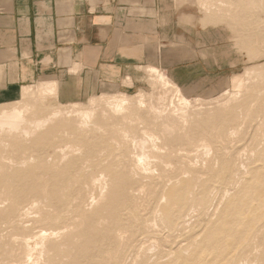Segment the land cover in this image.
I'll use <instances>...</instances> for the list:
<instances>
[{"label": "bare ground", "instance_id": "obj_1", "mask_svg": "<svg viewBox=\"0 0 264 264\" xmlns=\"http://www.w3.org/2000/svg\"><path fill=\"white\" fill-rule=\"evenodd\" d=\"M187 1L188 2L190 1L192 3L196 2L200 6V8L203 10V12H209L211 10L213 11V9H216L215 8L216 5H217L216 7L219 6L218 8L221 9L220 5H223V4H221V3H223V1L221 3H219L221 0H187ZM214 1H216V2L219 1V2L216 3ZM241 1L244 3L245 9H248V10L251 9L252 11H254L255 8L258 9L257 7L260 3L259 2L260 0H241ZM262 3H263V1H262ZM225 5H226V3H225ZM211 6L213 7V9L211 8ZM240 8H238V9H240ZM226 10L230 11L229 8ZM221 11H222V9H221ZM252 11H251V15H253L254 19H256L255 18L256 14L255 13L252 14ZM212 13H214V12H212ZM212 13H210L211 15H209L207 13L209 15L207 17H210V16L214 17L215 15H217V13H214L213 15H212ZM204 14H206V13H204ZM234 14H235V12H234ZM235 15H237V14H235ZM238 15H239V13H238ZM253 16H252V18H253ZM213 17H211V18H213ZM246 17H248V14ZM180 18H182V17H180ZM235 19H237V18H235ZM243 19L244 18H242V21H245ZM218 20H221V19H218ZM237 21H238V19H237ZM242 21H239V22H242ZM256 22H259V21H257V19H256ZM256 22H255V24H256ZM262 22L260 23L261 25H262ZM242 23H244V22H242ZM246 24H247V20H246ZM238 25H239V23H238ZM244 25H245V23H244ZM245 26L247 28L248 25H245ZM243 27H242V29H244ZM258 27H259V25L257 26V28ZM246 28H245V32L248 30V29L246 30ZM249 30H250V28H249ZM253 30L254 29H252V27H251V31H253ZM249 32L250 31H247L246 34H248ZM255 32L256 33H254L255 34L254 36L258 39L261 35V32H257L256 29H255ZM178 35H179V37L175 36V38H174L175 40L173 41L174 43L173 42H171V43H173V44L177 43L180 45L183 44L184 36H182L181 33ZM261 36H262L261 40H259V39L258 40L263 43L264 42V32H262ZM251 38L253 39L254 37H251ZM241 41H242V39H241ZM246 42H245V44L248 43V42L247 43ZM255 44H257V43H255ZM158 46L155 47V51H154V55L157 57L158 62L162 63L163 65L169 64L170 62L168 60H166V56H165L166 52L163 49H160ZM249 47H250V45H249ZM247 50L248 49H246V51ZM249 50L252 51V47H250ZM262 50H264V46H263ZM251 51L249 53H253ZM258 55H260V54H258ZM254 57H256V55ZM249 60H247V61H249ZM252 64L253 63H251V65ZM256 64L258 65L259 63H256ZM261 64H263V63H260V65ZM135 67H137V69H141V71L144 70V72L147 73V75L151 78V81L153 80V82H150L151 88L155 84L159 85L158 87L154 86V88H159V90L157 89L158 91H160V89L162 88V90H161L162 92L161 91L158 92L156 90L158 93L157 97H156L155 89L153 88L155 92L152 89V91L155 93L154 98H156V102L159 105H155V103L152 101V99H151V95L153 96L152 92L149 95V94H146L143 92L136 91L137 93H135L133 96L132 95L127 96L128 94L127 95L124 94L125 92L124 93H118L119 92L118 91V92L112 93V94H101V92H100L97 96L95 94H92L89 97H87V99H85V100L72 101V102H69L67 104L62 105L63 107H59L58 103H56L57 104L56 105L51 100L52 104L57 106V107L52 108L51 107L52 105L48 106V104H46V102L49 99H53V98H55V100H57V97H56L57 92L56 91H57V86H58V80L51 75L34 79L29 84L23 85V87H21L22 89L20 92L21 93L20 94L21 100H19V99L16 101L14 100V102L11 104L8 102L10 105H6V106H5L6 103L4 104V106H2L3 103H1L2 105L0 106V170L3 171L4 168L1 169V167H4V165L7 164L5 162L9 163L10 161H13L15 159V158L14 159L10 158L11 160L9 159V157L7 156V153H9L8 151L15 153L14 157L16 155V159H17L16 153H18V154L19 153H24V154L26 153V148L24 146L27 147V145H28L27 139L30 141L29 142V144H30L29 151H31L32 153H34L36 155V157H35L32 154V155H30V157L26 158L27 156H24L23 154L22 155L19 154L20 157H18V159L21 158V160L16 162L15 165H17V163H18V165L20 164V166H21V164H24V165L28 164L26 166H28L29 168L25 167V169H24L23 167L20 168V166L19 167L16 166L15 167L16 170H14L13 173H11V174L8 173L7 176H5V174L0 176V184L3 185V186L0 185V187L2 186L4 188H6V191H7L8 187L10 188L12 185H14V188H15L17 194H19L18 196H22V195H25L28 193H34L33 195L35 196L34 198L27 200L25 204H23L24 203V201H23V203H22L23 205L19 204L20 201L18 203L15 202L14 204L12 203L13 201H11L12 204L10 203L11 205H9L8 208H4L3 209L4 212H1L3 218H5L6 212H7L8 216H15V217L18 216L17 217L18 218V225H19V227L21 226V228H22L21 229L22 232L18 234V236L21 238L22 241H21V246H20L21 252L18 256V263L17 264H34V263L38 262L39 259L41 258V256H43V254H47V252H49V248L47 247V243L51 239H53L57 234H63L64 231H66V228H64V231H62V230L56 231L54 228L48 229L47 227H46L47 229H43L44 226H42V225H41V227H42L41 229H39L40 226L38 225L39 226V228H38L39 230L37 229L38 231H36V230L32 231L33 227H31L30 232H26L24 230L23 227H26L25 226L26 223H28L30 221L32 222V220L35 221L33 219L34 216L32 217V220L30 218L31 212H36V214H39L37 216L35 213H33L37 216V217L35 216L36 221L37 222L40 221V224H43L42 222L44 221V218H42L41 217L42 215H40V214L43 212V213L49 215V211H44L42 209L43 206L41 205V199H43V198L48 199L52 203L53 207L50 206V204L48 203L49 201H48L47 203L49 204V206L51 208H55L54 210L53 209L51 210V211H55L54 212L55 216H53V217H56V218L59 217L62 209L60 210V207L58 205L60 204V206L62 208L64 206V204L62 202L63 198H60L63 195L61 193V191L62 190L64 191V189H65V188L63 189V187L65 186V184H63V183L68 182V180L70 178V177L67 178V176H69V175H66V179H64L65 182H62V175H63L62 173L70 174L69 172H71V173L77 172L73 177H75V179H76V177H77V179H79V175H80V177H82L81 173L85 174V171H89V168L87 169V167L93 166L90 164L91 162H89L90 159L93 160V158H95L96 156L105 158L104 155H106L105 153L107 151H109L111 153L112 152H118V153L120 152V153L116 156L113 155L115 158H111L110 160L105 161L106 163L99 164V165H101L100 168L97 165L99 169L96 168L97 166L95 167V164H94L95 168L92 167V170L90 169L91 171H89L90 174H88V177H89L88 179H91L90 181L93 184L92 186H95V188L97 187L96 191H98L97 192L98 194H96L94 192L95 195L97 196V198L95 197L96 198V200H95V198L93 197L89 201V205L92 206V205H95L96 203H98L99 201H101V202H99V203H101L100 205L103 206V208L105 207L104 208L105 210H106V208L109 209L108 210L109 212L107 211L106 214H108V213L110 214V219H109L108 224L106 225L107 228L100 230L97 233V236L95 235L96 233L95 234L93 233L94 235L92 234V238L87 235L88 237L91 238L90 241H92V239L94 240L93 236L98 238V234H99V238L102 241L101 243L104 242L107 245L106 250H111L110 252H112V250L117 248L118 244H120V241L129 232L130 235L134 238V244H132V248H131L132 255L138 256L139 254L140 255L142 254V256L143 255L147 256V260L145 258L146 261H144L143 264H264V146L262 149L260 148L258 150L254 149V147L250 149V151L253 149L256 150L255 153H253L254 158L251 161H248V159H247V161H241L240 160L241 155L239 152L241 150V147H240V149H237V147H235L236 151L234 153H232L231 155L233 156V154L236 153L235 158L238 159V163H237L238 173L236 175H239L238 178L241 177V175H243V174H241V173H243V171L239 172L240 167L246 168L248 166L250 168L251 175L244 181L241 188L229 197L228 201L224 205H222L220 207V209L218 207L219 203L216 204L214 202L215 204H212L213 203L212 202L211 204L213 205V210L209 215L206 214L207 218H204V220H198L197 219L198 214L197 215H195V214L197 213V210L199 208H201L202 206L204 208H206V206L207 207L209 206L207 204L208 203L207 202L208 197H202L199 199L196 198V192L194 190L197 186L195 185L196 187L193 188L194 179L189 180L187 178L188 175L191 176V174H192V173H190L191 171L190 172L188 171L187 167H186V169L190 174H187V176L185 175L186 179H182V178L180 179V178H178L179 177L178 176L177 179H179V180L175 181L176 179L173 180L172 178H174V177H171L173 182L170 180V183L171 182L172 183L169 186H167L165 184L166 185L165 187H167V188L163 192H162L163 188L160 190L162 192L160 199H159L160 196L157 195V192L154 194V191L152 188L153 196L155 195L154 197H156V195H157L158 197H156V199L157 200L159 199L156 203L154 202L156 204L157 211L159 212L158 213L159 214L158 215L159 220L156 218L158 220L157 221L158 223L154 222L155 218L153 219L154 221H152V218L151 219L148 218L149 216H146L144 212L142 213L141 211H139V209H138L139 206H137V204H136L139 200L138 198L143 197L145 193L147 194V197L152 198V194H150L147 189H145V190H147V192H145L142 196H140L141 193L143 192V191L141 192V187H140V186H143L142 185L143 183L140 184L141 183L140 180H142V178H143V180H144V178H150L151 176L156 174L155 173L156 169L158 170L160 168V171H161L160 173H163L166 170H168V171L170 170L168 168H171L170 167L171 166L170 164L172 163L171 156L173 155V152L177 148L176 145L174 144L176 147L174 149V147H172L173 144L170 145L171 143H169L171 140V135L174 131L178 133L176 128H178V126L180 124H181V127L179 126V129L180 128L182 129V124L185 123V120L188 118L187 116L189 115V114L187 115V113L189 112V111L187 112V110L191 109L190 107L193 106L194 103L198 102L199 104L210 105L209 107H207L208 112L212 116V119L215 121V123H216V121H226V124L230 123L231 125L229 124L228 128L226 126L227 130L225 131L226 133L224 132L225 133L224 139L221 137L222 135H224V133H221L222 135L219 133V132H221L220 127H222L223 125H220V126L216 125L217 126L216 129L217 130L219 129V132L218 131L215 132L216 130L214 132H215V134L219 133L220 135H218V140L215 141V143L210 142L212 140L214 141V139H213L214 137L211 138L210 141L208 140V138H206V135H208V134H206L207 131H205L204 133L206 135L200 136V138L197 140L195 146H194V144H191V146L188 144L190 142L191 138H190L189 142H187L188 140L184 141V143L187 142V144L182 143V145H184L186 148L192 147V145H193L195 147L193 149V151L195 150L194 156L195 157L199 156L202 159V163H203V161L206 162V161H208V159L212 158L211 156L213 154L215 156L213 157L214 159H212V160H214V161L217 160L218 159V153L221 151H224L225 155H226V153L228 152L227 151L228 142H231V144L230 143L229 144L232 147V141H234L236 138L239 139L241 137V136L239 137V135L241 132H243L242 128H244L243 126H245V124L247 123L246 119H245V115L244 116L242 115L243 116L242 117L239 115L241 113L240 112L237 113L238 111H236L238 109L240 110V108L236 107L237 109H235L233 104H236L238 102L237 98L239 96L242 97L240 95L241 93L247 92L245 90H246L247 86L250 85V84H248V82L251 79H255V81H256L257 80L256 77H259L257 75L258 74L260 75L262 73L260 72V70H257L254 65L250 66V64H249V66H246V65L242 66V68L240 70L232 71L229 76L223 78L219 82V84L216 86V88L214 89V92H212L210 95L205 94V93H201V94H198L196 97H194L192 100L188 96V94L190 92L188 85L178 84L177 83V77L175 75H172V76L168 75V74H167V76L164 75L162 67L158 66L157 64L147 62L144 64H137ZM77 69H78V67H77ZM78 71L76 70L77 73H78ZM76 72H74V73H76ZM263 74H264V72H263ZM253 76L254 77L256 76V77L254 78ZM260 77H261V75H260ZM262 78L264 79V76H262ZM122 80H124L125 82L121 81L120 88L125 87L124 83H126L127 80H128L127 82L130 83L128 85H131L133 78L129 75V73H127L122 78ZM252 81L253 80H251L250 82L252 83ZM261 81H263V80H261ZM151 83H153L154 85L152 86ZM160 86H161V88H160ZM250 87H252L254 89L253 86H250ZM138 90H139V88H138ZM251 91H256V90H251ZM251 91H248V93H250ZM258 91H259V89H258ZM262 91H263V89H262ZM260 93H262V92H260ZM260 93H258V94H260ZM213 94H217V95L213 96ZM251 94H253V93H251ZM46 99H48V100H46ZM250 100H251V98H250ZM250 100H249V104H251ZM192 102H194V103H192ZM199 104H197V105L199 106ZM229 104H231V105L229 106ZM247 104H248V102H247ZM254 104L256 105V103H254ZM163 105H164V107H162ZM239 105H241L240 102H239L238 106ZM244 105H245V103H244ZM255 105H254V107H256L258 105V102H257V105L256 106ZM202 106L206 107L205 105H202ZM245 106L247 107L248 105H245ZM49 107H51V108H49ZM195 107H197V106H195ZM228 107H229V112H227V110H226V109H228ZM244 107H242V108H244ZM251 107H252V104H251L250 108ZM257 107H259V106H257ZM262 107H264V105H262ZM247 108H249V106ZM200 109H202V108H200ZM255 109L257 111L260 108H258V109L255 108ZM261 110H259V112L262 113ZM191 111H193V110H191ZM246 111L244 110L245 114H246ZM242 112H243V110H242ZM248 114H250V112ZM150 115H151V120L149 121L148 118H150ZM113 117H115L114 119H116V121L111 124V123H109V120H111V118H113ZM247 117L249 119V116H246V118ZM250 117H251V115H250ZM263 118H264V114L261 115L260 122H258V125L256 123L255 124L257 126H259V124L264 121V120H262ZM188 120H189V118H188ZM247 121H249V120H247ZM212 122L213 121H210V122L207 121V126L209 128H210V126H211V128H213L212 126L214 124ZM202 123H203V121H202ZM211 124H213V125H211ZM223 124L225 125L224 122H223ZM253 124H254V122H253ZM108 125H111V127ZM183 125H188V124L186 123ZM207 126H206V122H205V126L203 128L205 129V127H207ZM183 128H184V126H183ZM112 129H113V131H111ZM136 129H138V130L141 129L140 130L141 131L140 132L141 133L140 138L137 137V135H136L138 133V132L136 133V131H138ZM206 130H208V129H206ZM261 130H262L261 131L262 137L264 138V129H261ZM95 131H96V133H94ZM101 131H104L105 133H101ZM212 131H213V129H212ZM253 131H255V130H253ZM65 133H69L70 135H72L73 140L64 142V144L60 145L61 143L58 142V139L62 138ZM179 133H181V132H179ZM210 133H212V132L210 131ZM69 134H67V135H69ZM89 134H91V137L89 136ZM93 134L94 135L99 134V135L92 137ZM212 134L209 136H212ZM169 135H170V138H169ZM242 135H243V133H242ZM257 135H259V134H257ZM22 136L26 137L25 140L27 141V143H26L27 145L23 144L24 140L21 142ZM174 136H176V138L175 137H172V138H175V139L178 138V141H179V135L175 134ZM216 136H217V134H216ZM187 137L189 138L188 134H187ZM246 138L248 139L249 137H244L243 139H246ZM181 139H180V141H181ZM209 139H210V137H209ZM243 139L241 137V140L239 139L240 142H242ZM247 139L245 142H247ZM223 140H225L224 141L225 143L223 142ZM172 141L174 142V140H172ZM178 141H175V143L176 142L178 143ZM182 141H183V139H182ZM195 141H196V139H195ZM181 142H180V145H181ZM192 142H194V141L192 140L190 143H192ZM226 142H227V144H226ZM237 142L235 140L236 145L235 144H233V145L237 146ZM168 143L170 145L169 148H167ZM247 143H246V148L249 149V147H247V146H250L249 145L250 143H248V145H247ZM253 143H251V145H253ZM164 144H167L166 148H165ZM225 144H226V146H225ZM263 144H264V142H263ZM242 145H240V143H239L238 147L242 146ZM243 146H245V145H243ZM178 147H179V145H178ZM181 147H179V148H180V150L183 151L184 149H182ZM121 148H123V149H121ZM107 149H109V150H107ZM232 149H229V151H232ZM242 149H244V148H242ZM50 150L52 153H54L55 156L54 155L53 156L55 158H58L55 161L61 162L60 160L65 159V160H63L64 162L66 161L65 165H64L65 167H61V169H59L57 167H54V165H58L60 163L55 164L53 162H50V161L47 162L48 160L47 161L45 160L47 158H44L43 156L45 153H47V152L49 153ZM191 150H192V148H191ZM233 150H235V149H233ZM244 150L247 151V149H244ZM6 151H7V153H6ZM242 151L243 150H241V153L243 156ZM250 151H248L247 153H249ZM51 152H50V154L52 155ZM176 152H177V150H176ZM184 152L189 154L190 151H189V149H185ZM251 152H250V155H251ZM122 153H123V156H122ZM180 153H181V151H180ZM180 153H179V155H180ZM176 154L177 153H175L174 156ZM188 154H186V156ZM124 155H125V157H124ZM21 156H23V157H21ZM174 156H172V157L175 160L177 155L175 157ZM221 156H222V160L218 159L222 165V168L219 167V168H221V170H220L221 172L218 170L219 174H220V176L218 174V176H219L218 179H219V183H224V181H227L229 179V176L232 177L233 172H236V171H234L233 170L234 168L231 166L232 162H231V159H229L230 156H227V155L224 156V158H226V159L223 158V155H221ZM232 156L230 158H232V161H233L234 156L233 157ZM109 157H110V155H109ZM244 157H246V156H244ZM48 158H51L50 155ZM181 158H183V157L179 156L178 159H181ZM5 159L6 160L9 159V161H6ZM84 159H85V161H84ZM4 160H5V162H4ZM176 160H177V158H176ZM194 160H195V158H194ZM86 161H88L89 163H87ZM13 162H12V164L11 163L10 164L14 166ZM93 162H94V160H93ZM175 162L177 164V161H175ZM184 162H182V163L184 164ZM192 162H195V164H196V161H192ZM212 162H209V163H206L203 165L206 166L208 164V166H209L210 163L211 164L214 163V162L213 163ZM216 163H217V161H216ZM216 163H215V165H217ZM10 164H9V166H10ZM190 164L192 165V163H190ZM174 165L175 164L172 163V166H174ZM191 165L189 166V163H188L189 168H191ZM232 165H233V163H232ZM184 166H186V165L185 164L181 165L182 169L185 168ZM196 166H198V165H196ZM157 167H159V168H157ZM176 167L174 169H176V171H178L177 169H179V168H176ZM215 167H217V168H215ZM192 168H195V167L192 165ZM212 168H214L216 171V169H218V166H214ZM212 168H209V174L211 175V177L215 176L212 174V170H214ZM201 169H202V171H201ZM201 169H199V170L201 172H204L205 168L202 167ZM206 169H208V168H206ZM2 171H0V172L3 173ZM168 171L166 173H169ZM176 171H174V172L176 173ZM187 171H185V172H187ZM207 172L205 173L206 175H208ZM245 172L247 173L246 170H245ZM197 173H198V170H197ZM197 173H196V175H193L194 174L193 173L192 176H195L194 178H196V176L199 174V173L198 174ZM170 174H173V173L170 172ZM183 174H184V172H183ZM37 175H39V176L47 175L48 180H49V178L51 179L49 182H48V180L46 181L47 184L48 185L50 184L51 186H53V187L50 186L51 187L50 190L48 192H46L45 194H43L44 195L43 197L41 196V194L44 192L46 187H44L45 186L44 185L43 187L45 189L42 192L40 191V190H42L40 188L41 183L38 182L39 177H37ZM159 175H162V174H159ZM180 175H181V173H180ZM47 176H45L46 179H47ZM83 176H85L87 178L86 175H83ZM167 176H169V175H167ZM42 177L40 178L41 182L44 180ZM234 177L236 178V176H234ZM243 177L244 176H242V178ZM152 178H151V180H152ZM154 178H155V176H154ZM156 178H157V176H156ZM159 178H161V177L159 176ZM167 178L169 179L170 176ZM197 178H199V177H197ZM202 178H203V176L200 179H202ZM77 179L74 180L75 182H78V185H76L77 183H74L76 185V187L73 186V183H71L72 186L70 184L69 185L71 187H74V189L72 188L73 190L76 189L75 191L79 192L81 190V187H78V186H81V183H83V182L81 181V179L79 181ZM211 179L212 178H207L205 180L203 179L204 180L203 185L207 182L209 183V181H211ZM234 179H233V181H234ZM240 180L241 179H239V181ZM74 181L72 180L71 182H74ZM148 181L150 182V180H148ZM165 181H167V180H164V182ZM87 182L89 183V181H87ZM197 182H200V181H197ZM241 182H242V180H241ZM85 184H86V182H85ZM150 184H151V182H150ZM168 184H169V182H168ZM215 184H218V183H215ZM42 185H43V183H42ZM48 185H46V186H48ZM151 185L155 186L153 184H151ZM230 185H233V184H230ZM71 187H70V189H71ZM139 187H140V189H138ZM228 187H226V188H228ZM66 188H68V187H66ZM147 188H148V186H147ZM93 189H94V187H93ZM219 189H221V191H222V188H219ZM235 189L236 188H234L233 190H235ZM199 190H200V188H199ZM215 190H216V188H215ZM227 190L229 191V189H227ZM6 191L4 190L3 194H5ZM149 191H150V189H149ZM156 191H158V189ZM160 191H158V192L160 193ZM219 191L220 190H218V192ZM0 192L2 194L3 190H1ZM66 192H67V190H66ZM73 192L74 191H72V194H73ZM222 192H224V191H222ZM225 192H226V190H225ZM230 192H232V191H230ZM74 193H76V192H74ZM148 193H149V195H148ZM211 193H209V194H211ZM14 194H12V195H14ZM138 194H140V195H138ZM197 194H199L198 196H203V194L200 191L197 192ZM10 195H9V191H8V193L6 194V197H8V199H9ZM69 195H71V193L68 194L67 196H69ZM18 196L15 195L14 198L16 200H18L19 199ZM220 196H221V194H220ZM154 197H153V199H154ZM150 198H149V200H150ZM15 199H14V201H16ZM20 199H21V197H20ZM145 199H146V197H145ZM205 199H207V200H205ZM140 202H139V204H140ZM143 202H145V201H143ZM210 202H211V200H210ZM100 205H98V206H100ZM57 207L59 210H57ZM92 208L93 207H91V209ZM85 210H87V209H85ZM99 210H100V208H99ZM94 211L97 213L96 210H94ZM195 211H196V213H195ZM148 212H149V210H148ZM201 212L198 211L199 214ZM50 214H51V212H50ZM97 214H99V213H97ZM102 214L100 213V215L104 216L105 213H102ZM136 215H138L139 218H137ZM127 216H131L130 221L128 223L124 222L125 219H127ZM135 217L138 219V221L134 220ZM145 217H147V218H145ZM151 217H153V216L151 215ZM99 218H101V217H99V216H97V217L96 216H87L85 218L87 224L86 223L85 224L83 223V224L88 225L89 228L93 230L96 227ZM53 220H55V219L53 218ZM76 224H77V222H76ZM102 225H104V224H102ZM126 226H129L130 228H128ZM98 227H100V226H98ZM85 228H86V226L83 227V230H87L88 232L89 231L92 232V230H89L88 228L85 229ZM34 229H35V227H34ZM94 230H97V229H94ZM87 231H85V232H87ZM80 234H82V233H80ZM84 234H83V236H86V233H84ZM76 235H77V232H76ZM89 235H90V233H89ZM130 235H128V236H130ZM84 238H83V240H85ZM90 238H86V240L88 241V239H90ZM99 238L97 239L98 241L100 240ZM127 238H129V240H130V237H127ZM169 239H173V241H170ZM83 240L81 242H83ZM132 240L133 239H131V241ZM84 242L86 243V241H84ZM89 242L86 244H83L81 247H80V245L82 243L81 244L79 242L75 243V244L79 243L78 245H76L77 247H79L78 250L80 249V250L84 251L85 249H89V251L84 255L85 257L81 256L83 251H81V253L79 252L80 254H78V252L76 250V254H78V255H76L77 260L75 259V261H74L75 264H90V263L93 264L91 262V260L95 261L94 258L96 259L97 257L98 258L101 257L100 254H102L105 247L101 248L100 242L97 243V241H95V242L98 245L100 244L99 245L100 248L97 245H94L93 243H91V244H93V246H92ZM92 242H94V241H92ZM58 243L61 244V242H58ZM105 244H104V246H105ZM124 244H125V242H124ZM53 246H54V244H53ZM57 248H58V246H57ZM56 251H58V249H56ZM85 251H87V250H85ZM113 252L115 253V250ZM114 253L112 254V256H114ZM57 254H59V253H57ZM110 255H111V253H109L108 256H110ZM102 256H104V255L102 254ZM87 257L91 258L90 261L88 260ZM98 258H97V260H98ZM100 259L102 260V258H100ZM108 259H111V258L108 257ZM140 259H138V260H140ZM131 260L132 259H130V264H139V263L135 262V259L132 262H131ZM103 261L105 263L106 260H103ZM139 262H141V261H139ZM96 263L98 264L99 262L97 261ZM12 264H14L13 261H12Z\"/></svg>", "mask_w": 264, "mask_h": 264}, {"label": "rangeland", "instance_id": "obj_2", "mask_svg": "<svg viewBox=\"0 0 264 264\" xmlns=\"http://www.w3.org/2000/svg\"><path fill=\"white\" fill-rule=\"evenodd\" d=\"M166 1V3H165V5H166V7L164 8V9H162V10H160V23H159V18H157L156 20H154V18L153 17H151V20H150V23L148 22V25H146L147 26V28H148V37H146V36H144V40H145V42H147V43H149V45L150 46H152V45H155L156 43H158V42H161V44L163 45V46H165V47H163V48H161V49H163L165 52H166V54H165V56H166V60H168L170 63L169 64H166V65H163L162 63H160L159 62V64H157L158 66H160V67H162V69H163V73H164V75H166L167 76V74L168 75H175L176 77H177V83L178 84H180V85H188V87H189V89H190V92H189V94H188V96H189V98L190 99H192L193 100V98L194 97H196L198 94H201V93H205V94H208V95H210L212 92H214V89L216 88V86L219 84V82L223 79V78H225V77H227V76H229L230 74H231V72L232 71H238V70H240L241 68H242V66H249V64H250V66H252V65H254L255 66V68L257 69V70H260V72L263 74V72H264V50H262L263 49V46H264V42L262 43L261 41H259V40H261V38H262V32H264V0H262L263 1V3H262V1L260 0L259 2V5H258V9H254V11H252L251 9H245V7H244V3L240 0H221L219 3H221L222 1H223V3H221V4H223V5H220L221 6V9H222V11H221V9L220 8H218V7H216L215 6V8L216 9H213V7L211 6V8L213 9V11L211 10V11H209V12H203V10L200 8V6L196 3V2H188L187 0H165ZM237 1V2H236ZM214 2H216V1H214ZM218 2H216V3H218ZM196 3V4H195ZM225 3H226V5H225ZM233 4V5H232ZM236 6H235V5ZM241 4V5H240ZM262 4V5H261ZM241 7H239V6ZM178 6V7H177ZM227 6V7H226ZM261 6V7H260ZM224 7V8H223ZM232 7V8H231ZM229 8V10L230 11H228V10H226V9H228ZM237 8V9H236ZM238 8H240V9H238ZM220 9V10H219ZM225 9V10H224ZM237 11H236V10ZM217 10V11H216ZM219 10V11H218ZM234 10V11H233ZM239 11V12H238ZM250 11V12H249ZM251 11H252V14L253 13H255L254 15H255V18L257 19V21H259V22H256V19H254V16L253 15H251ZM256 11V12H255ZM164 12V13H163ZM212 12H214V13H217V15H215L214 17L213 16H210V17H207V16H209V15H211L210 13H212ZM220 12V13H219ZM222 12V13H221ZM230 12V13H229ZM234 12H235V14H237L238 15V13H239V15L237 16V15H235L234 14ZM248 12V13H247ZM204 13H206V14H204ZM209 15H208V14ZM214 13H212V15L214 14ZM233 14V15H232ZM247 14H248V17H246L247 16ZM173 15L175 16L174 18H173ZM219 15V16H218ZM222 16V17H221ZM235 16V17H234ZM237 16V17H236ZM252 16H253V18H252ZM180 17H182V18H180ZM186 17V18H185ZM211 17H213V18H211ZM250 17V18H249ZM205 20H204V19ZM235 18H237L238 19V21H237V19H235ZM242 18H244L243 20H245V21H242ZM248 18V19H247ZM186 19V20H185ZM189 19V20H188ZM211 19V20H210ZM215 19V20H214ZM218 19H221V20H218ZM180 20V21H179ZM214 20V21H213ZM246 20H247V24H246ZM254 20V21H253ZM239 21H242V22H244L245 23V25H248L247 26V28H246V26L244 25V23H242V22H239ZM263 21V22H262ZM156 22V23H155ZM181 22V23H180ZM239 23V25H238V23ZM251 22V23H250ZM255 22H256V24H255ZM262 22V25L260 24ZM253 23V24H252ZM241 24V25H240ZM252 25V26H251ZM259 25V27L257 28V26ZM158 26H160V28H162L161 26H165V28H166V30H165V34H166V36H165V34H163V33H160V34H158L155 30H156V28L158 27ZM244 26V27H243ZM252 27V29H254L253 31H251V27ZM256 26V27H255ZM242 27L244 28V29H242ZM262 27V28H261ZM245 28H246V30L247 31H250L248 34H246L247 33V31L245 32ZM249 28H250V30H249ZM255 29L257 30V32H261V35H260V37L257 39L254 35V33H256L255 32ZM261 29V30H260ZM181 31V32H180ZM253 32V33H252ZM182 34V36H184V42H183V44H177V43H175V44H173L174 42V38H175V36L176 37H179V35L178 34ZM251 33V34H250ZM167 34H169V35H167ZM246 34V35H245ZM232 35V36H231ZM231 36V37H230ZM249 36V37H248ZM133 37H136V38H138L137 36H135V35H133ZM251 37H254L253 39L251 38ZM245 38V39H244ZM247 38V39H246ZM135 39V38H134ZM241 39H242V41H241ZM250 39V40H249ZM255 39V40H254ZM143 39H140V41H144ZM248 40V41H247ZM252 40V41H251ZM257 40V41H256ZM248 43H247V42ZM171 42H173V43H171ZM245 42L247 43V44H245ZM169 43H170V45H172V46H168L169 45ZM252 43V44H251ZM255 43H257V44H255ZM177 44V45H176ZM250 45V47H252V51L251 50H249L250 49V47H249V45ZM255 44V45H254ZM260 46H259V45ZM252 45V46H251ZM262 45V46H261ZM261 49H259V48ZM171 48V49H170ZM168 49V50H167ZM170 49V50H169ZM246 49H248L247 51H246ZM258 51H257V50ZM256 52H255V51ZM253 52V53H249V52ZM262 51V52H261ZM248 53V54H247ZM256 53V54H255ZM201 54V55H200ZM258 54H260V55H258ZM256 55V57H254ZM258 55V56H257ZM184 56V57H183ZM205 56V57H204ZM254 57V58H253ZM248 58V59H247ZM253 58V59H252ZM250 59V60H249ZM253 61H252V60ZM245 60V61H244ZM247 60H249V61H247ZM174 61H176V63H172V62H174ZM177 63H181L180 65H179V67H177L176 68V70H172V66L174 65V64H177ZM251 63H253L252 65H251ZM256 63H259L258 65L256 64ZM260 63H263V64H261L260 65ZM248 64V65H247ZM257 66V67H256ZM262 70V71H261ZM262 74H260L261 75V77H260V75L258 74L257 76H259V77H256V81H255V79H251V80H253L252 81V83L249 81L248 82V84H250V85H248L247 86V88H246V90L245 91H247V92H243V93H241L240 95L243 97H238L237 98V103L236 104H233V106L235 107V109H237V108H240V110L242 109L243 110V112H242V110L240 111L239 109L238 110H236V111H238L237 113H241V114H239L240 116H244L245 115V119H246V124H245V126H243L244 128H242V131L243 132H241L240 133V135H239V137L241 136L242 137V139L244 138V137H249L248 139H247V142L248 143H250L249 145L250 146H247V147H249V149L248 148H246V143L247 142H245L246 141V139H243V141L242 142H240V140H241V137L239 138V139H235L236 140V142H237V146H235L236 144H235V140L234 141H232V147H231V142H228V144H227V142H226V144H227V153H226V155L227 156H232L231 154L232 153H234L235 151H236V148L235 147H237V149H240V147H241V150H243L242 152H243V156H242V153H241V150L239 151L240 152V157L242 158H240V160L241 161H247V159H248V161H251V160H253V158H254V154L253 153H255V151L256 150H258V149H262L263 148V146H264V144H263V142H264V138L262 137V130L261 129H264V121L262 122V123H260L259 124V126H257L258 125V122H260V118H261V115H263L264 114V107H262V105H264V79L262 78V76H264V74L262 75ZM50 76V75H54V73L53 74H46V75H41V76H39L38 78H40V77H44V76ZM130 75V74H129ZM54 76H56V77H59V79L60 78H63V79H66V74L65 73H59L58 75H54ZM131 76V75H130ZM132 78H133V81L131 82L132 84L131 85H128V84H130V83H128L127 81H126V83H124L125 84V87L123 88V87H121V88H119V89H117L116 91H113V92H109L110 90H107V92L105 93V92H103V93H101V94H112V93H116V92H118V93H124V94H128L127 96H133L135 93H137L136 91H138V92H143V93H146V94H151V92H152V94H153V96L151 95V99H152V101L155 103V105H159L157 102H156V98H154L155 97V93H156V97H157V91L159 90V88H154V86L156 87H158L159 85H157V84H153V83H151V85L153 86L152 88L150 87V82H153V80L151 81V78L147 75V73H145L144 72V70H142L141 71V69H137V67H135L134 68V71H133V76H131ZM254 77V76H253ZM254 77V78H255ZM150 78V79H149ZM261 80H263V81H261ZM61 80V79H60ZM149 82H148V81ZM122 82H125L124 80H122ZM130 82V81H129ZM123 84V83H122ZM121 84V85H122ZM256 85V86H255ZM259 85V86H258ZM250 86H253L254 87V89L252 88V87H250ZM110 89L111 88V86L109 85L106 89ZM138 88H139V90H138ZM155 89V91H154V89ZM160 88H161V86H160ZM252 88V89H251ZM143 89V90H142ZM152 89H153V91L155 92H153L152 91ZM249 89V90H248ZM256 90V91H251V90ZM258 89H259V91H258ZM262 89H263V91H262ZM151 90V91H150ZM162 90V88L160 89V91ZM150 91V92H149ZM160 91H158V92H160ZM248 91H251L250 93H248ZM258 91V92H257ZM162 92V91H161ZM260 92H262V93H260ZM251 93H253V94H251ZM258 93H260V94H258ZM21 94V93H20ZM20 94L16 97V98H13L12 100H9V101H5V102H0V106L2 105L1 103H3V105L2 106H4V104H5V106L6 105H10L11 103H13L14 102V100L16 101V100H21V96H20ZM99 93H97V94H95L96 96L98 95ZM244 96H243V95ZM250 94V95H249ZM57 95V94H56ZM94 95V96H95ZM215 95H217V94H213V96H215ZM57 97V96H56ZM192 97V98H191ZM246 99H245V98ZM242 98V99H241ZM250 98H251V100H250ZM245 99V100H244ZM46 100H48V99H46ZM50 100V101H49ZM47 102H46V104H48V106H51L52 108H54V107H57L56 105V103H58V105H59V107H63L62 105H64V104H67V103H69V102H67V103H64V102H61V101H59V99L57 98V100H55V98H53V99H49ZM54 102V104H56V105H54V104H52V101ZM240 100V101H239ZM249 100L251 101L250 103L252 104V109L250 108V106H251V104H249ZM258 100V101H257ZM12 101V102H11ZM57 101V102H56ZM242 101V102H241ZM260 101V102H259ZM10 104H9V103ZM239 102H240V104L241 105H239L238 106V104H239ZM247 102H248V104H247ZM253 102V103H252ZM257 102H258V105H257ZM61 103V104H60ZM192 103H194V102H192ZM231 103V102H230ZM244 103H245V105H248L249 106V108H247L245 105H244ZM254 103H256V105L257 106H259V107H257ZM262 103V104H261ZM197 104H199L198 102H196V103H194L193 104V106L195 107V106H197V107H193V106H191L190 108L191 109H189V110H187V117L189 118V120H188V118L185 120V123H183V124H188V125H183L182 124V129L180 128L179 129V126L181 127V124L178 126V128H176V130L178 131V133L177 132H173L172 133V135H171V140H170V142L169 143H171L170 145H172V147H174V149H175V153H177L175 156H176V158H177V160H176V158H175V160H174V158L172 157V156H174V152H173V155L171 156V161H172V163L173 164H175L174 166L176 167V168H179V169H177L178 171H176V169H174L175 167L174 166H172V163L170 164L171 166V168H168V169H170L169 171L168 170H166L165 172H163V173H160L161 171H160V168L159 167H157V168H159L157 171L155 170V173L156 174H154L153 176H151L150 178H144V180H143V178H142V180H140V184H142L143 186H140L141 187V195L140 194H138V195H140V196H142L145 192H147V190H148V192L150 193V194H152L153 192H152V188H153V191H154V194L157 192V195H159L160 197H159V199L161 198V193L167 188V187H165L166 185L167 186H169L173 181H172V179L174 180V179H176L175 181H177V180H179V179H177V177L178 178H182V179H186V176H187V174H190V173H194L193 175H196V173H197V170H198V175L196 176V178H194L195 176H192V174H191V176L190 175H188L187 176V178L190 180V179H194V181H193V188H195L196 186V188H195V192H196V198H202V197H208L207 199L209 200H207V199H205V200H207V204L209 205L208 207L206 206V208H204L203 206V208L201 207V208H199L198 210H197V213H196V211H195V215H197V219L198 220H204V218H207L206 217V214L207 215H209L211 212H212V210H213V205L212 204H217V203H219V209H220V207L222 206V205H224L227 201H228V199H229V197L231 196V195H233L235 192H237L240 188H241V186L243 185V183H244V181L251 175V172H250V168H249V166L248 167H240V170H239V172L241 171H243V173H241V174H243V175H241L240 173V175H241V177H239L238 178V176L239 175H236L237 173H238V171H237V163H238V159H236L235 158V155H236V153L235 154H233V156H234V158H233V161H232V158H230L229 157V159H231V162L233 163V165H232V163H231V166L234 168H232L234 171H236V172H233V176L231 177V176H229V179L227 180V181H224V183H219V176H220V174H219V171L221 170V168H222V165H221V163L219 162V160H222V156L221 155H223V158H224V156H226L225 155V152L224 151H221V152H219L218 153V159L217 160H212V159H214L213 157L215 156L214 154L211 156L212 158H210V159H208V161H203V163H202V159L198 156V157H195L194 156V154H195V150L193 151V149L195 148L194 146H195V144H196V142H197V140L200 138V136H202V135H206V134H208V135H206V138H208V140L210 141L211 140V138H213L214 139V141L212 140V141H210V142H213V143H215V141H217L218 140V135H220L221 133H224L226 130H227V128H228V125L230 124V123H228V124H226V121H216V123H215V121L212 119V116L209 114V112H208V108L207 107H209L210 105H208V104H199V106L197 105ZM243 104V105H242ZM256 106V107H254V105ZM61 105V106H60ZM202 105H205L206 107H204V106H202ZM231 104H229V106H230ZM245 106V107H244ZM261 106V107H260ZM51 107H49V108H51ZM162 107H164V105L162 106ZM237 107V108H236ZM242 107H244V108H242ZM254 107V108H253ZM194 108V109H193ZM200 108H202V109H200ZM207 110H206V109ZM255 108H260L259 110H261L262 111V113L261 112H259V110H257L256 111V109ZM250 111H249V110ZM191 110H193V111H191ZM227 110V112H229V107H228V109H226ZM244 110L246 111V114H245V112H244ZM192 112V113H191ZM250 112V114H248ZM250 115H251V117H250ZM242 116V117H243ZM246 116H249V119H248V117L246 118ZM153 117V116H152ZM207 117V118H206ZM253 117V118H252ZM259 117V118H258ZM115 117H113V118H111V120H109V123H113V122H115L116 121V119H114ZM200 118V119H199ZM257 118V119H256ZM113 119V120H112ZM149 119V121L151 120V115H150V118H148ZM147 119V120H148ZM256 119V120H255ZM213 121L212 123L214 124H211V125H213L212 127L213 128H211V126H210V128L207 126V121L208 122H210V121ZM247 120H249V121H247ZM253 120V121H252ZM255 120V121H254ZM262 120H264V118L262 119ZM261 120V121H262ZM112 121V122H111ZM189 121V122H188ZM202 121H203V123H202ZM206 122V126L207 127H205V129L203 128L204 126H205V122ZM195 122V123H194ZM198 122V123H197ZM223 122L225 123V125L223 124ZM253 122H254V124H253ZM218 123V124H217ZM257 125H256V124ZM262 124V125H261ZM190 125V126H189ZM200 125V126H199ZM219 125H223L222 127H220V131L221 132H219V129L217 130L216 128H217V126ZM231 125V124H230ZM254 125V126H253ZM108 126H110L111 127V125H108ZM183 126H184V128H183ZM226 126H227V128H226ZM257 126V127H256ZM263 126V127H262ZM225 127V128H224ZM231 127V126H230ZM254 127V128H253ZM203 128V129H202ZM215 128V129H214ZM250 128V129H249ZM253 128V129H252ZM261 128V129H260ZM206 129H208V130H206ZM210 129V130H209ZM212 129H213V131H212ZM223 129V130H222ZM136 130H138V129H136ZM141 129H139L138 131H136V135H137V137H139L140 138V136H141V131H140ZM203 130V131H202ZM216 130V131H215ZM248 130V131H247ZM253 130H255V131H253ZM111 131H113V129L111 130ZM205 131H207L206 132V134L204 133ZM209 131V132H208ZM210 131L213 133H210ZM219 132V133H216L217 134V136H216V134H215V132ZM223 131V132H222ZM179 132H181V133H179ZM94 133H96V131L94 132ZM101 133H105L104 131H101ZM186 133V134H185ZM210 133V134H209ZM226 133V132H225ZM225 133H224V135H222L221 137L224 139L225 138ZM242 133H243V135H242ZM248 133V134H247ZM253 133V134H252ZM66 134V135H65ZM64 135H63V137L62 138H59L58 139V142L59 143H61L60 145H62V144H64V142H67V141H70V140H73V138H72V135H70L69 133H65ZM67 134H69V135H67ZM175 134H178L179 135V141H178V138L177 139H175L176 138V136H174ZM187 134H188V136H189V138L187 137ZM212 134V136H209V135H211ZM257 134H259V135H257ZM99 135V134H98ZM97 134H93L92 135V137L93 136H98ZM181 135V136H180ZM214 135V136H213ZM252 135V136H251ZM89 136L91 137V134H89ZM203 136V137H204ZM210 137V139H209V137ZM24 137V138H23ZM172 137H175V138H172ZM178 137V136H177ZM197 137V138H196ZM217 137V138H216ZM259 137V138H258ZM25 136H22L21 137V142L23 141V144L24 145H27L26 143H27V141H28V145H27V147L26 146H24L25 148H26V155L24 154V153H19V154H23L24 156H27L26 158H28V157H30V155H34L35 157H36V155L34 154V153H32L31 151H29V147H30V144H29V140L27 139V141L25 140ZM71 138V139H70ZM169 138H170V135H169ZM183 139V141H182V139ZM190 138H191V140H190ZM251 138V139H250ZM253 138V139H252ZM180 139H181V141H180ZM195 139H196V141H195ZM251 141H250V140ZM262 139V140H261ZM172 140H174V142L172 141ZM186 140H188L187 142H189V140H190V142L193 140L194 142H192V143H188L190 146H191V144H194V146L192 145V147H189V148H186L184 145H182V143L183 144H187V142H185L184 143V141H186ZM26 141V142H25ZM175 141H178V143L176 142L175 143ZM225 140H223V142H224ZM250 141V142H249ZM255 141V142H254ZM63 142V143H62ZM180 142H181V145H180ZM255 144H254V143ZM169 143H168V145L167 144H164L165 145V148H166V145H167V148H169ZM225 143V142H224ZM230 143V144H229ZM239 143H240V145H245V146H239L238 147V145H239ZM245 143V144H244ZM248 143H247V145H248ZM251 143H253V145H251ZM176 145V147H175V145ZM226 144H225V146H226ZM233 144H235V145H233ZM178 145H179V147H181L182 149H189V151L191 152H189V154L188 153H186V152H184V150L182 151V150H180V148L178 147ZM188 145V146H189ZM229 147V148H228ZM254 147V149H256V150H251L250 151V149L251 148H253ZM191 148H192V150H191ZM235 149V150H233V149ZM242 148H244V149H247V151H245L244 149H242ZM11 149V148H10ZM121 149H123V148H121ZM229 149H232V151H229ZM107 150H109V149H107ZM176 150H177V152H176ZM29 151V152H28ZM180 151H181V153H180ZM248 151H250L251 152V155H250V152L249 153H247ZM9 153H7V151H6V153H7V156L9 157V159L10 158H12V159H16V155H15V157H14V154L15 153H13V152H10V151H8ZM50 152H51V150L49 151V153L47 152V153H45L44 154V158H47V159H45L47 162H53V163H55V164H57V163H60V164H58V165H54V167H57V168H59V169H61V167H65L64 165H65V162L63 161V160H65V159H62V160H60L61 162H57V161H55V160H57L58 158H55L54 156V153H52V155L50 154ZM106 152V151H105ZM108 152V153H107ZM105 154L106 155H104V157L105 158H102V157H95V158H93V160H94V162H93V160L92 159H90V161L89 162H91L90 164L91 165H93L92 167L93 168H95L97 165L99 166V168H100V166L101 165H99V164H101V163H106L105 161H108V160H110L111 158H115L114 156H116V155H118L119 153L118 152H109V151H107ZM12 153V154H11ZM28 153V154H27ZM124 153V152H123ZM123 153H122V156H123ZM179 153H180V155H179ZM183 153V154H182ZM217 153V152H216ZM246 155H245V154ZM17 154V159H18V157H20V155L18 154V153H16ZM50 155V157L51 158H48L49 157V155ZM186 154H188L187 156H186ZM191 154V155H190ZM221 154V155H220ZM230 154V155H229ZM12 157H11V156ZM19 155V156H18ZM54 155V156H53ZM108 155V156H107ZM109 155H110V157H109ZM114 155V156H113ZM174 156V157H175ZM179 156L181 157H183V158H181V159H178L179 158ZM232 156V157H233ZM244 156H246V157H244ZM21 157H23V156H21ZM124 157H125V155H124ZM55 158V159H54ZM102 158V159H101ZM108 158V159H107ZM194 158H195V160H194ZM197 158V159H196ZM200 158V159H199ZM228 158V157H227ZM9 159H5L6 161H9ZM14 159V160H15ZM13 160V161H10L9 163L8 162H5V160H4V162L5 163H7V164H5L4 165V167H1V169L2 168H4L3 169V171L2 170H0V171H2L3 173H1L0 172V176L1 175H3V174H5V176H7L8 175V173L9 174H11V173H13L14 172V170H16V166L17 167H19L20 166V164L18 165V163H17V165H15L16 164V162H18L19 160H21V158L20 159H18V160ZM39 159V158H38ZM53 159V160H52ZM101 159V160H100ZM106 159V160H105ZM191 159V160H190ZM224 159H226V158H224ZM11 160V159H10ZM97 160V161H96ZM211 160V161H210ZM236 160V161H235ZM84 161H85V159H84ZM96 161V162H95ZM175 161H177V164H176V162ZM184 162V164L186 165V166H184L185 168H183L182 169V167H181V165H184L182 162ZM191 161V162H190ZM192 161H196V164H195V162H192ZM214 163H213V162ZM216 161H217V163H216ZM235 161V162H234ZM12 162L14 163V166L13 165H11L12 164ZM64 162V163H63ZM87 163H89L88 161H86ZM93 162V163H92ZM180 164H179V163ZM209 162H212L213 164H209V166H208V164L205 166V165H203V164H206V163H209ZM220 164H219V163ZM11 163V164H10ZM97 163V164H96ZM187 163V164H186ZM188 163H189V166L191 165L190 163H192V165L195 167V168H192V165H191V168H189V166H188ZM215 163L217 164V165H215ZM9 164H10V166H9ZM94 164H95V167H94ZM201 164V165H200ZM26 165H28V164H21V166H20V168H24L25 169V167L26 168H29L28 166H26ZM196 165H198V166H196ZM200 165V166H199ZM203 165V166H202ZM212 165V166H211ZM6 166V167H5ZM59 166V167H58ZM98 166L96 167V168H98ZM208 166V167H207ZM214 166H218V169H216V171H215V169L214 168H212V167H214ZM236 168H235V167ZM92 167H87V169L89 168V171H91L92 170ZM186 167H187V169H188V171L190 172H188L187 171V169H186ZM202 167H204L205 168V170H204V172H201L202 171V169L201 168ZM219 167H221V168H219ZM15 168V169H14ZM98 168V169H99ZM173 168V169H172ZM181 168V169H180ZM206 168H208V169H206ZM209 168H212V169H214V170H212V174L213 175H215V176H213V177H211V175L209 174ZM215 168H217V167H215ZM10 169V170H9ZM18 169V168H17ZM64 169V168H63ZM91 169V170H90ZM172 169V170H171ZM190 169V170H189ZM196 169V170H195ZM199 169H201V171L199 170ZM247 171V173L245 172V170ZM69 170V169H68ZM184 172V174H183V172ZM193 170V171H192ZM219 170V171H218ZM8 171V172H7ZM89 171H85V174L84 173H81V176L82 177H80V175H79V179H77V177H76V179L79 181L80 179H81V181L83 182V183H81V186H78V187H81V190L78 192V191H75V190H73L74 189V187H76V185H78V182H75L74 180H76L75 179V177H73L77 172H75V173H71V172H69L70 174H64V173H62L61 175H62V182H65L64 181V179H66V175H69V176H67V178H71L74 182H71L72 180L69 178V180H68V182H66V183H63V184H65V186L63 187V189H64V191L62 190L61 191V193L63 194L62 195V197H60V198H63L62 199V202H63V204H64V206H63V208L60 206V204L58 205L59 207H60V210L62 209V211H61V213H60V216L59 217H53V216H55L54 215V212L55 211H51L52 209L54 210L55 208H51V207H53L52 206V203L48 200V199H45V198H43V199H41V205L43 206V210L44 211H49V215H47V214H45V213H41L40 215H42L41 217L42 218H44V221L42 222L43 224H40V221L39 222H37L36 221V217L39 215V214H36V212H31L30 214V218H31V220H32V217H33V219L35 220V221H33L32 220V222L30 221V222H28V223H26L25 224V226L26 227H23L24 228V230L26 231V232H30V229H31V227H33V230L32 231H34V230H36V231H38L39 229H41L42 227H41V225L42 226H44L43 227V229H49V228H54L56 231H64V228H66V231H64V233L63 234H57L53 239H51L48 243H47V247L49 248V252H47V254H43V256H41V258L39 259V261L38 262H36V263H34V264H75V259L77 260V257H76V255H78V254H80L81 253V251H83V250H78V248L79 247H77L76 245H78L82 240H83V238L85 239V240H83V242H81L80 244V247L83 245V244H86V243H88L90 240H91V238H92V234L94 233H96L95 235L97 236V233L100 231V230H103V229H105V228H107V224H108V222H109V219H110V214L108 213V214H106L107 213V211L109 210L108 208H106V210L103 208V206H101L100 204L101 203H99V202H101V201H99L98 203H96L95 205H92V206H90L89 205V201L94 197H96L97 198V196L95 195V193L96 194H98L97 192L98 191H96L97 189V187L95 188V186H92L93 184H92V182L90 181L91 179H88L89 177H88V174H90V172ZM159 171V172H158ZM169 172V173H166V172ZM174 171H176V173L174 172ZM185 171H187V172H185ZM208 173V175H206L205 173L206 172ZM170 172L171 173H173V174H170ZM196 172V173H195ZM221 172V171H220ZM245 172V173H244ZM68 173V172H67ZM80 173V172H79ZM158 173V174H157ZM165 173V174H164ZM180 173H181V175H180ZM186 173V174H185ZM159 174H162V175H159ZM169 175L170 176V178L168 179L167 177H169V176H167V175ZM218 174H219V176H218ZM249 174V175H248ZM65 175V176H64ZM83 175H86L87 176V178L85 177V176H83ZM164 175V176H163ZM173 175V176H172ZM184 177H183V176ZM186 175V176H185ZM43 176V175H42ZM42 176H39V175H37V177H39L38 179L40 180H38V182H40L41 183V186H40V188L42 189V190H40L41 192L45 189L44 187H46V189L44 190V192L41 194V196L43 197L44 195L43 194H45L46 192H48L49 190H50V188L51 187H53V186H51L50 184L48 185L47 184V180H48V176L47 175H44L43 177ZM45 176H47V179H46V177ZM154 176H155V178H154ZM156 176H157V178H156ZM159 176L161 177V178H159ZM176 176V177H175ZM181 176V177H180ZM203 176V178L202 179H200L201 177ZM207 176V177H206ZM234 176H236V178L234 177ZM242 176H244L243 178H242ZM43 178L44 180V182L42 181L41 182V179L40 178ZM45 177V178H44ZM153 177V178H152ZM171 177H174V178H172L171 179ZM197 177H199V178H197ZM74 178V179H73ZM151 178H152V180H151ZM159 178V179H158ZM166 178V179H165ZM207 178H212L211 179V181H209V183L207 182V183H205L204 185H203V182H204V180L205 179H207ZM236 180H235V179ZM245 178V179H244ZM86 179V180H85ZM88 179V180H87ZM163 179V180H162ZM197 181H200V182H197ZM204 179V180H203ZM233 179H234V181H233ZM239 179H241L242 180V182H241V180L239 181ZM244 179V180H243ZM51 179L49 178V180H48V182L50 181ZM85 180V181H84ZM148 180H150V182H151V184H153V185H155V186H152L151 184H150V182L148 181ZM164 180H167V181H165L164 182ZM169 180V181H168ZM170 180L172 181L171 183H170ZM218 180V181H217ZM231 180V181H230ZM238 180V181H237ZM87 181H89V183L87 182ZM144 181V182H143ZM70 182V183H69ZM85 182H86V184H85ZM157 182V183H156ZM168 182H169V184H168ZM197 182V183H196ZM241 182V183H240ZM42 183H43V185H42ZM45 183V184H44ZM71 183H73V186L74 187H71L72 186V184ZM74 183H77L76 185L74 184ZM215 183H218V184H215ZM237 183V184H236ZM71 186H70V185ZM89 184V185H88ZM166 184V185H165ZM215 184V185H214ZM230 184H233V185H230ZM0 185H2V184H0ZM45 185V186H44ZM46 185H48V186H46ZM61 185V184H60ZM59 185V186H60ZM148 186V188H147V186ZM196 185V186H195ZM3 186V185H2ZM1 186V187H2ZM13 186V187H12ZM10 188L8 187L7 188V191H6V188H4V187H0V189L1 190H3V192H2V194H1V192H0V264H12V261H13V263L14 264H17L18 263V256H19V254H20V252H21V238L18 236V234L19 233H21L22 232V228H21V226L19 227V225H18V216L17 217H15V216H8V214H7V212L5 213L6 215H5V218H3L2 217V213L1 212H4L3 211V209L4 208H8V206L9 205H11L12 203L14 204L15 202H19V204H21V205H23V204H25L26 203V201L27 200H29V199H32V198H34L35 196L33 195L34 193H28V194H25V195H22V196H18L19 194H17V192H16V190H15V188H14V185H12ZM44 186V187H43ZM51 186V187H50ZM145 186V187H144ZM151 186V187H150ZM215 186V187H214ZM229 186V187H228ZM16 187V186H15ZM56 187V186H55ZM66 187H68V188H66ZM70 187H71V189H70ZM93 187H94V189H93ZM140 187L138 188V189H140ZM144 187V188H143ZM210 187V188H209ZM222 188V191H224V192H222L221 191V189H219V188ZM226 187H228V188H226ZM158 189V191H160L162 188V192L160 191V193L158 192V191H156L157 189ZM199 188H200V190H199ZM215 188H216V190H215ZM226 188V189H225ZM234 188H236L235 190H233ZM9 189V190H8ZM70 189V190H69ZM145 189H147V190H145ZM149 189H150V191H149ZM212 189V190H211ZM227 189H229V191L227 190ZM0 190V191H1ZM4 190L8 193V191H9V199H8V197H6V192H5V194H3L4 193ZM12 190V191H11ZM66 190H67V192H66ZM197 190V191H196ZM203 194V196H198L199 194H197V192H199V191ZM214 190V191H213ZM218 190H220L219 192H218ZM225 190H226V192H225ZM72 191H74V192H76V193H74L73 192V194H72ZM83 191V192H82ZM207 191V192H206ZM228 191V192H227ZM230 191H232V192H230ZM95 192V193H94ZM212 192V193H211ZM214 192V193H213ZM230 192V193H229ZM15 193V194H14ZM71 193V195H69V196H67L68 194H70ZM93 195H92V194ZM149 193H148V195H149ZM209 193H211V194H209ZM228 193V194H227ZM12 194H14V195H12ZM30 194V195H29ZM90 194V195H89ZM220 194H221V196H220ZM15 195L16 196H18V200H16L14 197H15ZM156 195V197H158ZM209 195V196H208ZM5 196V197H4ZM8 196V195H7ZM76 196V197H75ZM151 196V195H150ZM155 196V195H154ZM153 196V194H152V198H150V197H147V194L145 193L144 194V196L143 197H137L139 200H138V202L136 203L137 204V206H139L138 207V209H139V211H141L142 213L144 212L145 213V215L146 216H149L148 218H152V221H154L153 219L155 218V221L154 222H156V223H158L157 221L159 220L158 218V211H157V207H156V202L159 200H157L156 199V197H154ZM212 196V197H211ZM219 196V197H218ZM20 197H21V199H20ZM145 197H146V199H145ZM153 197H154V199H153ZM96 198H95V200H96ZM148 198V199H147ZM149 198H150V200H149ZM14 199L16 200V201H14ZM154 201H153V200ZM87 200V201H86ZM94 200V201H95ZM156 200V201H155ZM210 200H211V202H210ZM11 201H13L12 203H11ZM23 201H24V203H23ZM45 201V202H44ZM49 201V202H48ZM141 201V202H140ZM143 201H145V202H143ZM44 202V203H43ZM50 204V206H49V204ZM73 202V203H72ZM75 202V203H74ZM139 202H140V204H139ZM147 202V203H146ZM150 202V203H149ZM155 202V203H154ZM213 202V203H212ZM215 202V203H214ZM11 203V204H10ZM23 203V204H22ZM145 203V204H144ZM212 203V204H211ZM87 204V205H86ZM100 205V206H98V205ZM153 204V205H152ZM155 204V205H154ZM206 204V205H207ZM79 205V206H78ZM97 205V206H96ZM69 206V207H68ZM141 206V207H140ZM48 207V208H47ZM74 207V208H73ZM91 207H93L92 209H91ZM72 208V209H71ZM99 208H100V210H99ZM147 208V209H146ZM85 209H87V210H85ZM103 211H102V210ZM203 211H202V210ZM57 210H59L58 209V207H57ZM69 210V211H68ZM94 210H96L97 211V213H99V214H97ZM144 210V211H143ZM148 210H149V212H148ZM206 210V211H205ZM71 211V212H70ZM151 211V212H150ZM198 211H202L200 214L198 213ZM50 212H51V214H50ZM79 212V213H78ZM83 212V213H82ZM109 212V211H108ZM33 213H35V214H33ZM72 213V214H71ZM78 213V214H77ZM85 213V214H84ZM100 213L102 214V213H105L104 214V216H102V215H100ZM155 215H154V214ZM96 214V215H95ZM148 214V215H147ZM82 215V216H81ZM151 215L153 216V217H151ZM36 216V217H35ZM87 216H99V217H101V218H99V220H98V222H97V225H96V227L94 228V229H97V230H92V229H90L89 228V226L88 225H84L85 223H86V217ZM106 216V217H105ZM11 217V218H10ZM14 217V218H13ZM69 217V218H68ZM130 217L131 216H127V219H125V221L124 222H126V223H128L129 221H130ZM136 217L137 218H139L138 217V215H136ZM135 217V218H136ZM53 218L55 219V220H53ZM72 218V219H71ZM108 218V219H107ZM134 218V220H137L138 221V219L136 218L135 219ZM145 218H147V217H145ZM158 220H157V219ZM12 219V220H11ZM46 219V220H45ZM97 219V218H96ZM7 220V221H6ZM49 220V221H48ZM68 220V221H67ZM79 220V221H78ZM107 220V221H106ZM85 221V222H84ZM15 222V223H14ZM55 222V223H54ZM59 222V223H58ZM61 222V223H60ZM76 222H77V224H76ZM106 222V223H105ZM17 223V224H16ZM58 223V224H57ZM84 223V224H83ZM87 224V223H86ZM102 224H104V225H102ZM123 224V223H122ZM2 225V226H1ZM29 225V226H28ZM40 226V228H39V226ZM50 225V226H49ZM59 225V226H58ZM64 226V227H63ZM86 226V228L85 229H89V230H92V232H88L87 230H83V227H85ZM88 226V227H87ZM98 226H100V227H98ZM125 226V225H124ZM3 227V228H2ZM34 227H35V229H34ZM37 227V228H36ZM47 227V228H46ZM75 227V228H74ZM80 227V228H79ZM126 227H128V228H130L129 226H126ZM39 228V229H38ZM193 228V227H192ZM7 229V230H6ZM38 229V230H37ZM85 231H87V232H85ZM66 232V233H65ZM71 232V233H70ZM76 232H77V235H76ZM82 233V234H80V233ZM84 233H86V236H83V234ZM88 233V234H87ZM89 233H90V235H89ZM7 234V235H6ZM71 234V235H70ZM93 234V235H94ZM85 235V234H84ZM90 236V237H88V236ZM128 235H130V233L128 232L127 234H126V236L120 241V244H118V246H117V248L116 249H114L115 250V253L113 252L114 250H112V252H110L111 250H106L107 248H106V244L103 242V243H101L102 241H101V239L99 238V234H98V238L100 239L99 241L97 240L98 238L97 237H95V236H93V238H94V240L92 239V241H94V242H92V241H90L89 243L91 244V243H93L94 245H97L98 247H99V245L101 244V248L102 247H105V249H104V251L102 252V254L104 255V256H102V254H100V258H102V260L100 259V258H98V260H97V258L95 259L94 258V260L96 261H98L99 263L98 264H103L104 263V261L103 260H106L105 261V263L106 264H130V259H132L131 260V262L135 259V262L136 263H139V264H143L144 263V261H146L147 260V256H142V254L140 255H138V256H133L132 255V251H131V248H132V244H134V238L130 235V236H128ZM78 236V237H77ZM81 236V237H80ZM10 237V238H9ZM70 237V238H69ZM75 237V238H74ZM127 237H130V240H129V238H127ZM86 238H90V239H88V241L86 240ZM143 238V237H142ZM73 239V240H72ZM131 239H133L132 241H131ZM66 240V241H65ZM77 240V241H76ZM143 240V239H142ZM170 241H173V239H169ZM3 241V242H2ZM70 241V242H69ZM75 241V242H74ZM84 241H86V243L84 242ZM95 241H97V243H99L100 242V244L98 245ZM58 242H61V244H59ZM76 242H79V243H77V244H75ZM124 242H125V244H124ZM69 243V244H68ZM53 244H54V246H53ZM59 244V245H58ZM63 244V245H62ZM93 244H91L92 246H93ZM104 244H105V246H104ZM57 246H58V248H57ZM72 246V247H71ZM134 246V245H133ZM99 247V248H100ZM75 248V249H74ZM121 248V249H120ZM56 249H58V251H56ZM120 249V250H119ZM129 249V250H128ZM75 250V251H74ZM76 250H77V252H78V254H76ZM85 250H87V251H85ZM84 251H83V255L81 254V256H84L88 251H89V249H85ZM119 250V251H118ZM109 251V252H108ZM80 252V253H79ZM85 252V253H84ZM107 252V253H106ZM57 253H59V254H57ZM68 253V254H67ZM109 253H111V255L110 256H108L109 255ZM114 253V256H112V254ZM122 253V254H121ZM62 254V255H61ZM121 254V255H120ZM126 254V255H125ZM59 255V256H58ZM107 255V256H106ZM53 256V257H52ZM67 256V257H66ZM112 256V257H111ZM117 256V257H116ZM124 256V257H123ZM61 259H60V258ZM85 257V256H84ZM108 257L109 258H111V259H108ZM132 257V258H131ZM83 258V257H82ZM88 258V260L90 261V259L91 258H89V257H87ZM106 258V259H105ZM134 258V259H133ZM141 258V259H140ZM145 258H146V260H145ZM60 259V260H59ZM74 259V260H73ZM80 259V258H79ZM93 259V258H92ZM138 259H140V260H138ZM108 260V261H107ZM138 260V261H137ZM143 260V261H142ZM67 261V262H66ZM95 261H93V260H91V262L93 263V264H97ZM118 261V262H117ZM121 261V262H120ZM139 261H141V262H139ZM103 262V263H102ZM109 262V263H108ZM128 262V263H127ZM104 263V264H105ZM91 264V263H90Z\"/></svg>", "mask_w": 264, "mask_h": 264}, {"label": "crops", "instance_id": "obj_3", "mask_svg": "<svg viewBox=\"0 0 264 264\" xmlns=\"http://www.w3.org/2000/svg\"><path fill=\"white\" fill-rule=\"evenodd\" d=\"M165 3L0 0V102L16 98L23 85L42 74H66L61 80L51 75L58 80L57 98L64 103L116 91L127 73L133 76L137 64H159L155 47L165 46L161 42L150 46L144 36L148 37L151 17L160 23ZM161 27L155 31L165 34Z\"/></svg>", "mask_w": 264, "mask_h": 264}]
</instances>
